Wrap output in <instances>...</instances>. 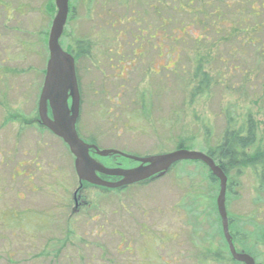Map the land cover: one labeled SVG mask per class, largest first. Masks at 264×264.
I'll return each mask as SVG.
<instances>
[{
	"label": "rangeland",
	"instance_id": "374dc122",
	"mask_svg": "<svg viewBox=\"0 0 264 264\" xmlns=\"http://www.w3.org/2000/svg\"><path fill=\"white\" fill-rule=\"evenodd\" d=\"M169 3L69 0L73 17L68 15L60 45L65 49L74 40L92 45L91 56L77 70L82 93L79 138L137 158L173 152L180 142L184 150L205 154L221 137L228 119L241 124L249 115L257 126L255 149L264 153V58L240 46L241 35L233 36L236 28L237 34L243 29L241 13L232 2L227 9L215 0L206 10L217 8L218 22L210 21L214 16L194 21L173 12L176 27L191 22L189 35L206 40L186 52L173 42L180 40L176 27L169 39V26L164 34L155 19L154 5L161 7V17H167ZM55 13L54 0H0V264H219L204 260L209 244L218 246L223 238L215 209L218 184L209 183L200 162L181 161L163 178L120 193L90 190L86 193L90 208L71 214L77 186L73 157L60 139L48 133L42 137L18 121L34 116ZM245 15L249 19L245 27L264 24L263 16L251 20ZM201 24L206 28L203 33ZM154 31L162 37L159 52L153 49L155 40H150L140 50L149 59L136 62L126 73L116 66L122 52L132 51L128 43L134 36L148 40ZM157 53L164 67L155 76ZM197 54L211 58L210 74L218 76L214 74L217 84L206 95L192 99L190 79L180 78L178 87L181 71L169 65L180 57L177 66H190L185 57ZM109 159L127 163L118 157L105 162ZM20 162L30 179L14 176V166ZM235 181L236 194H230L227 202L228 218L234 221L229 231L237 233L240 247L247 244L257 264H264V194L258 192V181L249 170ZM10 209H17V220L1 216ZM42 209L49 222L44 230L43 219L33 224L30 219L39 217ZM155 233L164 241V248L156 250L162 261L155 259L151 246ZM126 243L132 249L130 256L116 252ZM217 251L211 248L208 253Z\"/></svg>",
	"mask_w": 264,
	"mask_h": 264
},
{
	"label": "trees",
	"instance_id": "16d2710c",
	"mask_svg": "<svg viewBox=\"0 0 264 264\" xmlns=\"http://www.w3.org/2000/svg\"><path fill=\"white\" fill-rule=\"evenodd\" d=\"M176 1V2H175ZM184 1V2H182ZM213 0H171V3L166 4L169 6L170 13L167 17H161V7H159L157 4L154 5L153 11L155 15V19H159V28L163 29V33H167V29L164 28L167 24L169 26V33H167V36L169 39H172L173 30L176 27L174 23V17L173 12L181 13V15H185V17H190L192 20H196L197 18H203L204 20H208L211 17H215V19L210 20L212 23L216 20L217 22L220 20V16L217 14V8L213 9V6L209 11L206 10L207 7L211 6L210 2ZM218 1L222 6H225L227 9L231 8L229 6V2H232L234 4L235 10L241 13L242 18V24L243 29L240 33L237 34V28L233 31V36L235 39L241 35V39H237L240 43L239 45L242 47H250L253 49L258 55L257 57H263L264 58V24L257 23L254 24L252 27L247 26L245 27L244 24L249 21V19H246L243 16H246L245 13L252 19H260L262 16L264 17V0H237V4L234 0H215ZM239 3V4H238ZM53 8V5H51ZM50 7V8H51ZM54 9V8H53ZM73 15L71 16V18ZM193 21V22H194ZM192 22V23H193ZM191 22L185 24V23H178L176 27V32H179L180 40L173 41L175 44L178 45V48L182 47L183 51L186 52H193L194 47L198 46V44H203V41H201L203 38L201 35L198 36H190L189 34V24ZM203 23V21L201 22ZM174 25V26H173ZM202 29V33L205 31V27L200 26ZM178 30V31H177ZM252 33V38H246L249 34ZM155 34V31H154ZM170 34V35H169ZM258 35L260 36V40H258ZM245 36V38H244ZM233 37V38H234ZM162 38V37H161ZM179 39V38H178ZM206 44L209 45V43L206 42ZM191 45V47H188ZM263 46V49L260 46ZM63 49V45H61ZM92 45L88 41H76L74 40L73 43L70 46L65 47L63 49L67 53H70L74 56L75 63H78V60L80 58V55L82 53H87L91 49ZM184 48V49H183ZM173 48H171L172 50ZM262 49V50H261ZM198 49L197 53H199ZM182 60L180 57H175L173 60L172 65H169L170 67L178 68L179 77L177 78V82L180 78L185 77L190 79V84L193 85L192 91H191V98L194 99L196 97H203L208 93V90L215 84H217L216 76L218 72L211 75L212 69H209L208 64L211 61V58L208 56H199L198 54L194 58H187L185 59L187 61H191L190 66L184 67V66H177L176 60ZM166 65V66H167ZM164 66L161 67V69ZM184 67V68H183ZM160 69V70H161ZM187 73V74H186ZM189 74V75H188ZM77 75V74H76ZM218 76V75H217ZM78 78V75H77ZM187 79V80H189ZM220 82V81H219ZM180 81L178 82V87L180 86ZM177 87V86H176ZM18 117H11V120H17ZM20 120V119H19ZM228 123L224 131L222 132L221 137L219 140L214 144L212 147H208L207 150H205V154L210 157L214 163L223 171L225 176L228 179L227 184V194H226V204L228 200L230 199V194H236V188L237 183L236 179L240 178L242 174L244 173V170H249L255 177V179L258 181V192L264 194V153L262 151H259L258 149H255L256 144V130L257 126L254 124L252 118L248 115L247 120L242 122L241 124H237L233 121L232 118L228 119ZM9 122V120H8ZM184 143L180 142L175 148L176 150L184 149ZM253 149V150H252ZM175 167V166H174ZM174 167L171 168V171H173ZM205 167V166H204ZM206 168V167H205ZM207 169V168H206ZM208 171V170H207ZM208 177H209V183L211 184H218L217 180L211 175V173L208 171ZM151 181L141 183L139 185H146L150 183ZM123 192V191H122ZM118 193V192H116ZM108 194V193H107ZM228 196V197H227ZM216 209V208H215ZM214 209V210H215ZM217 213V211H216ZM217 216V215H216ZM218 217V216H217ZM234 221L233 219L228 218V225L229 227L233 226ZM216 225L217 230L219 233V220L216 218ZM214 230V229H212ZM230 230V229H229ZM233 244L239 251L238 253H245L249 255L254 261L253 254L251 249L248 248L247 244L244 243V246H239L237 233H231ZM221 238V237H220ZM210 247L207 248V257L204 258V260L210 261V262H217L219 264H239L237 262H234L229 254L228 248L226 244L224 243L223 239L219 241V245L216 246L212 242L209 244ZM218 247H223V249H218ZM214 248L217 249V253L214 255H211V253H208V250ZM244 251V252H241ZM255 264H257L255 262Z\"/></svg>",
	"mask_w": 264,
	"mask_h": 264
},
{
	"label": "water",
	"instance_id": "95a60500",
	"mask_svg": "<svg viewBox=\"0 0 264 264\" xmlns=\"http://www.w3.org/2000/svg\"><path fill=\"white\" fill-rule=\"evenodd\" d=\"M68 3L69 0H54L56 13L47 38L48 61L38 99V115L42 125L67 146L74 158V171L78 180L92 186L115 190L163 176L171 167L181 161L200 162L218 181L216 210L220 219L222 236L231 259L239 264H255L249 255L238 253L233 245L225 208L227 178L206 154L180 149L166 154L137 158L114 150H99L79 138L76 122L79 117L80 97L75 62L73 57L65 52L59 43L68 18ZM68 99L71 101L70 106ZM48 106L52 110V119L47 116ZM89 150H93L101 158L120 156L139 163V166L130 170L105 169L89 156ZM96 172L106 176L118 177L121 180L116 183L105 182L97 177Z\"/></svg>",
	"mask_w": 264,
	"mask_h": 264
},
{
	"label": "flooded vegetation",
	"instance_id": "af4514ba",
	"mask_svg": "<svg viewBox=\"0 0 264 264\" xmlns=\"http://www.w3.org/2000/svg\"><path fill=\"white\" fill-rule=\"evenodd\" d=\"M73 7L69 5V12H68V15H72L71 12ZM150 40H155V47L153 49H156L158 50V52L161 50V43H162V39L161 37H158L157 34H155L153 37H150L148 40H145L144 37H140V36H134L133 37V40L128 43V47L130 48V52H126V53H123L122 52V55L121 57L119 58V60L116 61V66L118 67H121L122 71L124 73L128 72L130 69H133L135 66H136V62L137 64L140 63L142 60H146V59H149V57L147 58L143 52H141V48L142 46H144L145 44L148 45L150 44ZM133 44L137 45V47H133ZM128 48V49H129ZM133 48V49H132ZM91 51H88L87 53H82L80 55V58L78 60V63L76 64L75 63V71H76V74H77V70L79 69V64L82 60L84 59H89V57L91 56ZM70 54V53H68ZM73 59H74V56L72 54H70ZM116 55L119 56V52H116ZM156 58H155V61L153 63L154 65V68H150L149 70L152 69L153 70H156V71H153L154 75H158L160 73V70L161 69V59H162V55L161 53H157L156 54ZM109 60H112L111 58ZM75 62V60H74ZM158 64V65H157ZM116 68V67H115ZM158 68V70H157ZM77 76V75H76ZM77 81H78V90H79V97H80V106H79V112H80V107L82 105V93H81V88H80V82H79V79L77 78ZM39 99V98H38ZM68 105H70V100H68ZM47 116L49 119H52L53 117V114H52V110L50 108V106L47 107ZM26 119V118H25ZM20 121L21 123V126H26V127H32V128H35L37 130L38 133L41 134L42 137H44V133H48V134H51L53 135L47 128H45L40 119H39V115H38V101H37V104H36V108H35V113H34V116L31 117L30 119H20L18 120ZM78 121H79V117L77 119V122H76V126L78 124ZM12 123V122H11ZM77 131V129H76ZM86 144H89V145H92V146H95L97 149H99L97 146H96V143L93 139H90L89 142H86L84 141ZM99 150H102V149H99ZM127 155V154H126ZM89 156L98 164H100L103 168L105 169H118V170H130V169H134L136 167L139 166V163H136V162H133L131 160H128V159H125V158H122L120 156H112V157H118L120 158L121 160L127 162L126 164H123V163H120V162H116L112 159H109V162L107 161V163L105 162L106 160H108V158H101V157H98L95 152L93 150H89ZM74 161V160H73ZM25 164L23 162H20V163H17L15 164L14 166V169H15V174L14 176L16 178L18 177H25L26 179H30L31 178V175L27 174L26 171L23 170V166ZM39 171V168H38V165H35ZM96 175L97 177H99L101 180L105 181V182H109V183H116L118 181L121 180V178H118V177H111V176H106V175H103L99 172H96ZM167 174L163 175V176H160V177H155L153 178L152 180L150 181H155V180H158V179H161L163 178L164 176H166ZM227 182H228V179H227ZM138 185V184H137ZM136 186V185H134ZM131 187V186H130ZM128 187H125V188H121V189H115V190H111V189H105V188H101V187H96V186H92L86 182H80L77 178V186H76V189L74 190V192L72 193V204H73V207H72V211H71V214H77V213H80L81 210L83 209H89L90 208V204L89 202L86 201V193L90 190H94V191H97L99 193H101L102 195H106L107 193H110V192H122V191H125ZM31 191H34V190H31ZM24 199V198H22ZM179 206L181 207L180 203H179ZM225 208H226V211H227V204L225 202ZM190 207L188 208V214L186 212V215L188 216L190 214ZM29 213V212H26V214ZM47 210H44L42 209V213L39 217H34V216H31L30 219H32V224L33 223H36L38 219H43L44 220V223H46V226H44L42 229L44 230L45 228L48 227V223L46 221V218H47ZM1 216H6V217H9V219H13V220H17L18 218V213H17V209H10L9 211H4ZM30 221V220H29ZM38 227V226H37ZM39 228V227H38ZM41 229V230H42ZM141 234V233H140ZM158 233H155V239L153 241V244L151 245L153 249H155L154 251V257H156L155 259L156 260H159V261H162V257L156 255V250H162L164 248V241L162 239V235H157ZM223 238V236H222ZM224 241V239H223ZM225 243V241H224ZM226 244V243H225ZM116 252L122 255H127V256H130V253L132 252V249H131V246L129 243H126L124 244L123 246H118L117 249H116Z\"/></svg>",
	"mask_w": 264,
	"mask_h": 264
}]
</instances>
